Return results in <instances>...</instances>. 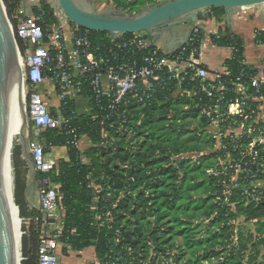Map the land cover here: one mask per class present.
<instances>
[{"label": "trees", "instance_id": "trees-1", "mask_svg": "<svg viewBox=\"0 0 264 264\" xmlns=\"http://www.w3.org/2000/svg\"><path fill=\"white\" fill-rule=\"evenodd\" d=\"M18 1L2 0L10 20ZM164 1L107 0L116 10L126 14ZM32 11L44 34L52 24H60L54 8L43 0ZM11 21L15 30L16 22ZM77 28L79 32L87 33L89 47L95 57L107 54L113 41L134 36L127 33L113 38L106 32ZM197 35L195 42L187 41L170 54L183 50L188 55L192 48L199 50L200 29ZM210 39L216 46L227 47L231 51L224 62L229 75L222 77L229 87L241 69L247 74L257 72V68L241 63L244 50L238 35L226 31L214 33ZM255 39L258 43L264 42V30L258 32ZM17 43L23 50L24 45L18 38ZM149 49L170 55L162 53L156 46ZM138 54L134 53L133 57ZM200 66L205 67L203 64ZM162 75L159 81L153 82L150 96L143 104L129 98L124 116H109L107 110H99L88 84L77 77L76 81L80 83L78 96L86 99L87 109L77 113L73 102L65 113L70 119L63 126L41 131L39 140L46 152L53 147L61 149L59 169L53 182L59 185V204L64 212L65 226L74 230L68 236L69 246L62 249L63 253L92 248L101 264H264V252L262 262L255 257L243 262L246 250L242 241L243 231L238 229L235 234L228 224L240 217L251 222L258 245L264 249V220H261L264 202H244L242 193L243 187L248 185L246 181L231 187L229 175L208 174L217 154L209 149L206 119L198 117L199 110L193 103L195 98L182 94L186 84L178 85L175 78L167 80ZM187 81L189 89L197 82ZM198 96L200 94L197 93L196 98ZM213 96L218 95L214 92ZM230 97L224 94L223 100ZM102 99L105 106L104 97ZM207 101L212 102L213 99ZM71 109L74 110L72 115L69 114ZM71 128L80 137L83 159L77 158L67 144L66 131ZM103 140L108 142L106 148L100 147ZM203 145L207 147L204 149ZM17 146L12 150L14 190L17 191L13 190L14 202L21 219L40 217L39 209L30 208L25 201L29 164ZM90 180L111 187V196L97 204L111 211L110 228L98 226L95 212L90 210L92 194L87 187ZM226 187L228 195L225 201L223 191ZM121 190L123 195L119 197ZM216 196H220V200H216ZM21 229V264H37L39 232L32 223ZM252 236L250 232L248 239ZM114 252L120 253V260L107 258Z\"/></svg>", "mask_w": 264, "mask_h": 264}, {"label": "built area", "instance_id": "built-area-1", "mask_svg": "<svg viewBox=\"0 0 264 264\" xmlns=\"http://www.w3.org/2000/svg\"><path fill=\"white\" fill-rule=\"evenodd\" d=\"M14 18L17 22L16 36L26 52L23 58L17 48L23 89L24 82L31 85L26 108L27 124L30 126L26 140L36 173L37 209L42 216L24 221L28 225L32 223L39 232L37 264H59L60 253L69 246L68 236L74 231L65 226L64 212L59 204V185L53 182L59 169V158L47 157L39 137L45 128H60L70 119L65 113L69 104L78 97L80 83L76 81L77 77L85 80L96 106L99 110H107L109 116H124V107L130 97L135 98L137 104H143L150 96L153 82L159 81L161 74L167 80L175 78L178 85L186 84L182 94L195 98L193 103L199 110L198 117H205L207 122L205 130L210 138L209 149L217 154L208 174L229 175L231 187L246 181L248 185L243 187L242 193L244 202H264V42L259 43L263 48L262 67L257 68L254 74H247L241 69L231 80L232 87H229L222 81L223 76L229 75L225 68L209 72L200 66L202 39L199 50L192 48L188 55L183 50L163 55L149 49L148 41L136 33L127 40L113 41L107 54L95 57L90 50L87 33L79 32L75 25L52 24L44 34L37 16L19 10ZM198 31V27H193L188 41L195 42ZM136 52H139L138 56L133 57ZM241 63L247 65L244 59ZM187 80L197 82L189 89ZM214 92L217 97L213 96ZM197 93L200 96L196 98ZM224 94L231 97L223 100ZM209 99L213 101L208 102ZM73 113L74 110H69L70 115ZM66 135L69 147L77 158L83 159V147L75 129L67 130ZM102 135L104 137L105 133ZM107 144L103 140L100 147L106 148ZM87 187L92 194L90 210L95 212L98 226L110 228L111 211L97 204L111 196V187L94 180H90ZM122 195L121 190L119 197ZM227 195L228 187L223 191L225 201ZM215 199L220 200V196ZM248 222L240 217L228 224L237 231L241 224ZM62 237L64 240H61ZM107 258L117 261L121 255L114 252ZM93 262L101 264L95 255Z\"/></svg>", "mask_w": 264, "mask_h": 264}, {"label": "water", "instance_id": "water-1", "mask_svg": "<svg viewBox=\"0 0 264 264\" xmlns=\"http://www.w3.org/2000/svg\"><path fill=\"white\" fill-rule=\"evenodd\" d=\"M58 7L69 22L77 27L90 31L106 32L111 37L121 34H140L150 46H155V40L163 30L176 25L191 24L202 19L201 12L205 9L222 8L230 12L246 11L264 5V0H166L159 4L146 6L137 12L126 14L120 10L109 11L85 10L75 0H57ZM90 4L93 2L89 0ZM5 7L0 0V143L4 125L10 112L12 91L20 111L21 128L19 140L23 158L33 170L32 180L36 183V173L33 169L32 158L28 151L25 136L27 123L24 108L21 106L20 94L23 89L21 72L18 69V51L13 37ZM13 93V94H14ZM11 97V100H10ZM14 176L12 166V197L14 201ZM15 204V202H14ZM18 219L19 217L18 206ZM10 210L0 188V264H15L16 236L9 215ZM21 227V225H20ZM21 236L19 249L21 256ZM22 256L20 257L21 264Z\"/></svg>", "mask_w": 264, "mask_h": 264}, {"label": "crops", "instance_id": "crops-1", "mask_svg": "<svg viewBox=\"0 0 264 264\" xmlns=\"http://www.w3.org/2000/svg\"><path fill=\"white\" fill-rule=\"evenodd\" d=\"M23 4L29 6L27 0H22ZM25 1V2H24ZM107 0L99 3L90 4L91 10L105 11ZM79 5V4H78ZM80 6V5H79ZM81 7V6H80ZM82 8V7H81ZM84 9V8H83ZM29 10V9H27ZM87 10V9H85ZM203 18L198 20L195 25L182 24L172 26L163 30L158 34L155 40V46L162 53L170 54L175 49L188 41L193 27H198L202 33L203 46L201 48L200 63L211 71H221L224 68V62L229 58L231 51L227 47H219L211 42L210 36L214 33H225L229 31L238 35L243 41L244 60L248 65L255 68L262 67L263 48L256 41L255 36L258 32L264 30V5L246 11L230 12L222 8L205 9L201 12ZM57 15V14H56ZM60 24L69 27L67 20L57 15ZM74 104L77 113L85 111L88 107L86 99L78 96ZM60 147H53L47 150V157L55 159L59 157ZM33 170L29 167L27 174L25 201L30 208L38 207L37 186L32 180ZM94 259V251L92 248L80 251L68 250L60 253L59 264H90Z\"/></svg>", "mask_w": 264, "mask_h": 264}, {"label": "bare ground", "instance_id": "bare-ground-1", "mask_svg": "<svg viewBox=\"0 0 264 264\" xmlns=\"http://www.w3.org/2000/svg\"><path fill=\"white\" fill-rule=\"evenodd\" d=\"M20 65H21L20 59L18 58L19 73L21 72ZM13 93L14 90L12 91V102H10V107H9L10 112L6 119V125H4V130L2 133V138L0 143V188L4 199H6L8 210H10L9 215L11 217L10 218L11 223L14 228V232L16 236L15 264H19L21 257L20 249H19L21 221L18 219L17 208L14 206L15 204L12 197V150L15 146L20 144L19 131L22 123L20 119V111L16 101L15 93L14 94ZM19 98H20L21 106L22 108H24V101H25L24 89L21 90V94Z\"/></svg>", "mask_w": 264, "mask_h": 264}, {"label": "rangeland", "instance_id": "rangeland-1", "mask_svg": "<svg viewBox=\"0 0 264 264\" xmlns=\"http://www.w3.org/2000/svg\"><path fill=\"white\" fill-rule=\"evenodd\" d=\"M40 1H42V0H27L26 4L28 3L29 6H31L33 4V2H34V4H36V2H38L37 4L39 5ZM43 1L48 3L51 7H53L54 10H55V13L57 15L61 16L64 20H67L65 17H63L62 12H61V10L58 7L57 0H43ZM75 1L82 8L87 9V10H91L89 0H75ZM91 1L94 2V3H99V5H100V2L102 0H91ZM107 4L108 5L106 6L105 11H109V10L115 9L114 6L111 3H107ZM35 6H37V5H35ZM27 7H28L27 5L23 4L22 0H19L17 2V4H16L15 8L12 11L11 20H14L16 22V19L14 18V16H15V13L18 12L19 10H23L24 13H26V14L36 16V14H34L33 11H32V8L34 6L32 8L31 7L27 8ZM27 9H29V10H27ZM7 18H8V16H7ZM11 20H10V18H8V21H9L11 27L13 28L12 29L13 30L12 34H13V37H14V41L16 43L17 48L19 49L20 56L25 58V56H26L25 48L23 47V50L19 48L18 43H17V36H16L15 30H14V26H13V23H12ZM67 22H69V21L67 20ZM30 92H31V85L29 83L24 82V96H25L24 111H25V114H26V108H27L28 101H29ZM172 115H173V113L170 114V116H172ZM26 116H27V114H26ZM29 127H30L29 124L26 123L25 133H24L25 136H26V132L29 129ZM207 145H205V146L203 145L204 149L207 147ZM17 147H20L21 153H23L21 145H18ZM20 224H21V227L25 226L27 228V226H28V224L25 223V221L23 219H21ZM238 229H239V231L241 230V232L243 231L244 235L242 236V241H243L244 246L246 247V250L243 252V262H247L250 257H255L258 262H262V254L264 252V249L260 245H258V241L256 239L257 237H255L256 235H255V232H254L255 231L254 225L252 223L248 222V223H245V224H241V227L238 228ZM21 231H22V229H21ZM233 231L236 234L237 231H235V230H233ZM250 232L253 234V236H252L251 239H248V236H249ZM235 239H236V237H235Z\"/></svg>", "mask_w": 264, "mask_h": 264}]
</instances>
